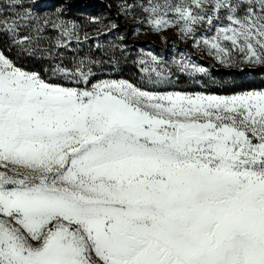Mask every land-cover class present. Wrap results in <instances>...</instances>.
<instances>
[{
  "label": "snow or ice",
  "instance_id": "6c2138e0",
  "mask_svg": "<svg viewBox=\"0 0 264 264\" xmlns=\"http://www.w3.org/2000/svg\"><path fill=\"white\" fill-rule=\"evenodd\" d=\"M148 4L157 29L182 22L194 37L223 15L206 41L221 62L264 66V0ZM49 25L79 40L0 4V33L23 54ZM151 60L141 71L165 78ZM51 73L68 84L0 51V264H264V89L155 92L93 82L83 60Z\"/></svg>",
  "mask_w": 264,
  "mask_h": 264
},
{
  "label": "rangeland",
  "instance_id": "374dc122",
  "mask_svg": "<svg viewBox=\"0 0 264 264\" xmlns=\"http://www.w3.org/2000/svg\"><path fill=\"white\" fill-rule=\"evenodd\" d=\"M152 2L163 3L164 0ZM0 4L9 9V13L29 10L42 19L62 21L69 27L75 25L79 40L62 38L60 29L49 25L39 40L33 41L34 55L23 54L21 46L0 33V51L27 70L50 77L53 82L68 84L63 77L52 76L51 69L56 64L74 67L83 60L94 73L93 82L124 79L155 92L232 95L264 89V66L245 62L237 52H233L231 60L221 62L211 43H206L216 35L217 27L226 23L223 15L219 24L193 25L194 37L192 33L181 31L182 22L174 25L170 22L169 26L159 29L149 23L153 17L143 10L149 6L148 0H0ZM11 5L15 7L10 8ZM164 19L171 21L172 18L165 16ZM30 31L24 29L21 35ZM58 40L67 46L57 48ZM153 56L164 72L163 79L157 78L155 73L141 71L144 67H156L151 60ZM142 60L147 63L142 65ZM181 65L187 66L183 72L179 71ZM201 68L205 71H200Z\"/></svg>",
  "mask_w": 264,
  "mask_h": 264
},
{
  "label": "trees",
  "instance_id": "16d2710c",
  "mask_svg": "<svg viewBox=\"0 0 264 264\" xmlns=\"http://www.w3.org/2000/svg\"><path fill=\"white\" fill-rule=\"evenodd\" d=\"M222 72L225 73V74L229 73V71H226V70H222Z\"/></svg>",
  "mask_w": 264,
  "mask_h": 264
}]
</instances>
